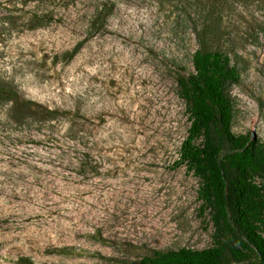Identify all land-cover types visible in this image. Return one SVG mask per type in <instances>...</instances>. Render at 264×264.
I'll list each match as a JSON object with an SVG mask.
<instances>
[{
	"label": "rangeland",
	"instance_id": "1",
	"mask_svg": "<svg viewBox=\"0 0 264 264\" xmlns=\"http://www.w3.org/2000/svg\"><path fill=\"white\" fill-rule=\"evenodd\" d=\"M5 14L0 76L32 104L26 124L0 118V264L210 246L201 179L177 163L190 123L177 78L198 48L227 54L232 130L264 142V0H0Z\"/></svg>",
	"mask_w": 264,
	"mask_h": 264
},
{
	"label": "trees",
	"instance_id": "2",
	"mask_svg": "<svg viewBox=\"0 0 264 264\" xmlns=\"http://www.w3.org/2000/svg\"><path fill=\"white\" fill-rule=\"evenodd\" d=\"M110 12L106 3L94 8L88 36L105 25ZM11 18L0 16V37L16 27ZM36 19L35 23L44 25L43 17ZM81 43L64 52L66 60ZM192 63L193 71L177 78L178 94L187 104L190 120L177 163L184 162L201 179V210L207 208L210 215L212 244L153 249L139 259H115V264H264V142L249 132L232 130L234 112L226 85L236 82L239 74L227 54L198 48ZM31 104L0 76V118L6 115L8 125L10 121L26 124ZM49 112V119L53 118L55 110ZM15 264L33 263L21 256Z\"/></svg>",
	"mask_w": 264,
	"mask_h": 264
},
{
	"label": "water",
	"instance_id": "3",
	"mask_svg": "<svg viewBox=\"0 0 264 264\" xmlns=\"http://www.w3.org/2000/svg\"><path fill=\"white\" fill-rule=\"evenodd\" d=\"M230 264H233V263H230Z\"/></svg>",
	"mask_w": 264,
	"mask_h": 264
}]
</instances>
